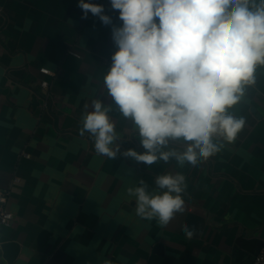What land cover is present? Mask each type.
Wrapping results in <instances>:
<instances>
[{
	"label": "crops",
	"instance_id": "0c3cea01",
	"mask_svg": "<svg viewBox=\"0 0 264 264\" xmlns=\"http://www.w3.org/2000/svg\"><path fill=\"white\" fill-rule=\"evenodd\" d=\"M86 2L122 24L110 0ZM77 5L0 0V192L14 214L0 224V264H251L243 240L264 241V67L229 110L245 119L234 141L216 138L220 151L196 165L137 162L123 153L145 151L138 132L103 82L117 50L111 26L91 13L82 19ZM97 99L111 107L115 158L97 153L81 131ZM169 147L183 152L185 144ZM177 173L185 177L183 210L167 225L138 216L128 189L143 180L157 194L165 190L156 178ZM5 242L18 244L11 261Z\"/></svg>",
	"mask_w": 264,
	"mask_h": 264
},
{
	"label": "clouds",
	"instance_id": "9594fccd",
	"mask_svg": "<svg viewBox=\"0 0 264 264\" xmlns=\"http://www.w3.org/2000/svg\"><path fill=\"white\" fill-rule=\"evenodd\" d=\"M117 26L104 6L78 0L82 19L89 13L111 26L116 51L104 86L124 118L130 119L145 150L123 155L151 165L175 158L196 165L220 151L216 138L232 142L245 119L230 114L264 67V0H110ZM99 99L83 116V132L95 138L97 153L115 158L120 146L115 125ZM182 140L183 152L170 148ZM185 177L164 174L149 194L143 180L128 189L138 216L167 225L184 200ZM188 239L194 230L187 224Z\"/></svg>",
	"mask_w": 264,
	"mask_h": 264
},
{
	"label": "built area",
	"instance_id": "2783aa9c",
	"mask_svg": "<svg viewBox=\"0 0 264 264\" xmlns=\"http://www.w3.org/2000/svg\"><path fill=\"white\" fill-rule=\"evenodd\" d=\"M75 55L79 56L77 52H73ZM41 72L46 74H51V70L46 67L41 68ZM42 87L47 88L49 86V82L44 80L41 83ZM7 201V196L5 193L0 192V224L9 225L12 223L14 214L11 210L4 206ZM251 264H264V248L261 249L253 258Z\"/></svg>",
	"mask_w": 264,
	"mask_h": 264
},
{
	"label": "water",
	"instance_id": "95a60500",
	"mask_svg": "<svg viewBox=\"0 0 264 264\" xmlns=\"http://www.w3.org/2000/svg\"><path fill=\"white\" fill-rule=\"evenodd\" d=\"M2 247L7 258L11 261L18 251V244L15 242H5L2 244ZM243 247L247 250L251 257H255V255L264 248V241L259 239L243 240Z\"/></svg>",
	"mask_w": 264,
	"mask_h": 264
}]
</instances>
